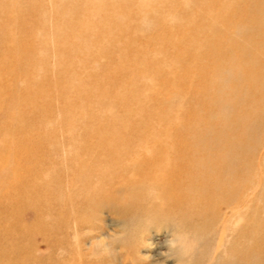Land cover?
<instances>
[{"label": "rangeland", "instance_id": "rangeland-1", "mask_svg": "<svg viewBox=\"0 0 264 264\" xmlns=\"http://www.w3.org/2000/svg\"><path fill=\"white\" fill-rule=\"evenodd\" d=\"M142 1L0 0L14 10L13 24H0V252L9 251L0 264H13L16 246L34 257L53 251L42 235L31 238L35 211L28 199L40 187L27 182L32 162L49 148L35 145L36 127L49 138L75 130L84 140L79 151L169 136L182 144L175 154L191 148L194 160L207 153L225 162L224 175L235 186L231 207L217 192L202 210L198 191L186 192L181 206L156 200L163 188L143 173L133 185L116 179L93 191V182L80 179L82 190L72 189L67 211H42L50 220L66 216L72 250L60 256L65 264H232L239 253L237 264H264V0ZM238 21L244 28L237 32ZM225 45L233 55L216 52ZM71 46L79 54L63 57L61 49ZM153 63L163 73L176 71V78L151 76L153 69L143 66ZM71 87H80V99L68 109ZM75 134L64 135L70 143ZM22 145L27 152L20 160ZM40 172L64 173L57 167ZM17 188L24 192L18 198ZM21 227L28 229L23 239Z\"/></svg>", "mask_w": 264, "mask_h": 264}, {"label": "bare ground", "instance_id": "bare-ground-1", "mask_svg": "<svg viewBox=\"0 0 264 264\" xmlns=\"http://www.w3.org/2000/svg\"><path fill=\"white\" fill-rule=\"evenodd\" d=\"M69 1L73 2L77 0H69ZM145 1H151V0H143L142 2ZM13 11H14L13 7L0 5V24L6 26L12 25L14 21ZM207 16L210 18H214L213 13L211 14L209 13L207 14ZM206 24L207 26L208 25L213 26L214 22H212L211 19H208ZM235 27L238 28L235 29L238 32L239 29L242 30V28H244V25H242V23L238 21ZM254 38L255 37H253V39ZM8 40H12L11 34L9 35ZM253 41L254 40L243 42L242 51L247 50L251 46V42ZM231 44L236 45L234 42H231ZM9 45L6 44V46ZM206 47H208L209 50L212 49L211 45H207ZM223 51L225 52L223 55H227V54L233 55L228 45L216 49V52L219 53H222ZM74 52L75 54H79L78 50L72 46L69 47L68 49L67 48L61 49V53H62L61 55H63V57L65 53L68 56H70ZM143 67L146 69H151V68L153 69V72L151 71V76L153 74H155L158 77L164 76L165 82H170V80L173 81L176 78V71L174 70L171 71V68H169L167 73H163L162 72L163 66H158L157 63L147 64L144 65ZM134 68L135 66L130 67L129 69L126 70V73H131L132 69ZM60 69H63L62 65L60 66ZM65 73L70 74L71 72L67 70ZM71 75L76 76V73L72 71ZM78 76H80V73ZM147 80L149 81V78H147ZM63 86L64 85H62V87ZM67 90L69 96L65 98V103L68 104L67 108L70 109L71 104H75V102H77V100L80 99V87H78L77 89L71 87ZM72 100L74 101L71 103ZM36 129L38 131L37 132L38 139H35L36 141L35 145L37 147L39 145L42 149L43 147H47V148L49 147V148L47 155H45L43 158L41 156L40 158L42 159L36 158L32 162L33 164L31 165V168L35 167V172H33L32 178H29L27 182L29 186L38 185L40 187L35 191V195H33L31 198L28 199V203L31 202V204L29 203V207L33 208L35 211L33 232L31 231L33 234L31 238L32 240H34V238L38 237V235H42L43 241H46L47 243L53 245L51 246V249L53 251L52 253L46 256L34 257L33 251L32 253L28 254L23 250V248L19 249L16 246L15 250L17 257L14 256L13 264H49V263L65 264L61 258L64 259L66 252L72 250L70 247L71 245L70 235L67 231V228H64L65 226H63V222L64 219L66 220V216L65 215L64 217L62 216V219L61 217H59L58 219L55 217L56 220H50L51 218H47V213L46 212L42 213V211L44 210L46 211L48 208L53 209L54 207L55 208L59 207L62 214L64 211H67V208L69 207V202L71 203L74 200L73 197L74 192L72 191V189L75 187L81 188L80 179H82L83 181H91V183L93 182L94 184H92L93 185L92 188L89 185L90 186L89 191H93L91 189L97 188L96 186L98 184L102 185L107 183L110 186L109 182L116 179L117 180L123 179V183L125 182L126 185H133L132 183L135 181L136 179L135 177L137 176L140 178L141 176L140 173H143L144 175L142 176L144 178L146 179L152 178L153 180H157L156 183L160 185L161 189L163 188V190L161 191V195L154 197L156 200L162 201V199H167L172 203V205L181 206L189 198L186 192L197 193L198 191V195H195L196 196L195 201L197 202L199 207L203 208L202 210L204 209L208 210L207 207H211L213 202L210 199H213L219 192H222L223 194L221 200L224 202L223 205H225L226 207L229 206L231 207L234 200H236V197L235 198L234 196L232 197V192H234L235 186L230 187L229 176L226 174L224 175V169L226 167L225 162L221 163L220 161H217V159H215L214 154H207V153H204V155L199 160L197 159L194 160L192 157L193 155L196 154V150H193L191 148H185V150L181 152V155L175 154L174 152L176 150L178 151L182 149V144H180L179 142H175L169 136H166L160 141L156 140L154 142L151 141L149 143H145L146 141L139 138L124 139V140H117L111 142L107 141V143H105L102 147H97V148L91 147V148H87L86 150H82V148H80L79 151L78 147L79 145L81 146V144L84 143V140L80 138V135L78 136L75 134L76 133L75 130H69L66 132L62 131V133L57 134L56 137L49 138L46 137V135L44 134L45 128L36 127ZM166 132L167 134L168 133L170 134V130L165 131V133ZM65 133L75 134L78 137L71 138V142H70L71 144H70L65 138L66 137L64 135ZM61 134L64 135V138L62 137L63 138L62 140L58 139L59 135ZM95 136L96 135H94V137ZM66 145H68L67 148L64 147ZM142 147L145 150H141ZM67 150H69V152H66ZM25 151H26V145H22L17 149L19 155L18 157L20 160H22ZM80 154H82L81 157ZM61 155L63 156L62 158ZM54 156H60L59 157L60 161L58 162L54 161ZM128 159H135V160L134 162L132 160V163L129 162L131 164H125V162ZM21 165L24 166L23 161L20 163V167L22 168ZM102 165L110 166L112 168H109L110 171L108 170L106 172L96 170L98 169L96 167ZM53 167H57L59 170H61L64 173L62 175L43 174L42 176V172H40L41 170H43L44 168H53ZM88 169H92L93 171L90 170V172H87L86 170ZM212 169H214V171ZM218 169H220L221 172L223 170V173L220 175L216 173ZM69 170H72L73 171L72 173H75L73 174L74 176L72 175L70 180H68L69 178L68 179L66 178ZM226 170L227 169H225V171ZM215 175H217V177H215L214 179L213 177ZM212 178L214 180L213 182L214 185L213 183L210 182L212 181ZM16 182L18 186L20 183V179L19 180L17 179ZM224 183L226 188L222 189ZM231 183H233V181H231ZM208 185H211L212 188V189H208L210 190V192H212L211 196H209V194L207 193V188L209 187ZM66 186L69 189H67ZM167 187H169V189ZM230 188H232V190ZM80 190H82V188ZM87 191L85 189V192ZM17 192L19 193L15 194L16 198H18L19 194L22 191L20 192V189L17 188ZM29 192H30L29 194L32 193L31 190ZM95 194H97V192H95ZM89 196L90 195H88L87 197ZM90 206H92V204L88 203L86 204L85 207H90ZM215 219L217 218L215 217ZM41 222H43V224L42 226H39ZM27 230L26 227H21L17 235L23 239V237L28 232ZM235 232L237 233L238 231ZM32 244H34V242ZM0 253H2V256L0 258L2 259L9 258L8 250L2 249ZM232 258H234V263L232 262V264H237L239 263L238 259L241 258V255L239 253L237 254L236 257L235 254V256H233Z\"/></svg>", "mask_w": 264, "mask_h": 264}]
</instances>
